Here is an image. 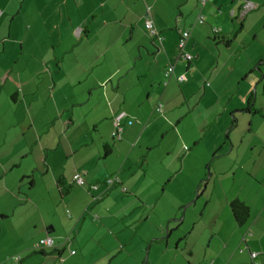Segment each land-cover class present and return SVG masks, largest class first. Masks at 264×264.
Returning a JSON list of instances; mask_svg holds the SVG:
<instances>
[{
  "label": "crops",
  "instance_id": "crops-1",
  "mask_svg": "<svg viewBox=\"0 0 264 264\" xmlns=\"http://www.w3.org/2000/svg\"><path fill=\"white\" fill-rule=\"evenodd\" d=\"M159 1L0 0V149L6 151L4 160L0 159V243L7 242L10 247L18 244L17 251L22 253L18 264H43L48 260L51 264H56L57 260L62 264L65 247L72 251L71 242L66 240L71 239L69 233H73L87 216L99 220L98 224L94 220L90 222L105 229V233L114 237L120 246L132 243L133 238H124L119 234L121 231L116 233L112 227L103 225L102 220L111 216L107 212L113 205H117V213H127L129 208L130 212L138 208L135 203H140L144 208L138 221L147 220L150 216L149 210L145 211L149 208L145 204L150 195L145 194L143 188L144 176L138 177L136 188L130 190L126 186L130 177L137 174L130 169L132 175H128L126 170L130 162L137 160L142 163L148 150L155 148L148 136L149 124L157 114L154 108L159 103L149 96L154 87L150 84V88L145 90V99L130 98V103L127 93L134 91L133 95L136 92L144 75L137 74L133 77L134 81L131 77L125 80L123 87L128 88L126 93L114 94V98L106 93L102 105L95 103L84 112L83 108L90 105L91 100L80 98L74 84L65 88L66 81L63 82L61 74H65L68 80L67 71H64L66 57H81L84 54L97 57L88 66H80L78 72H82L96 69L102 56L116 46L120 48L127 38L128 41L134 39L138 49H141L150 39L153 41L160 37L158 40L162 41V45L157 53L164 59V70L170 63L174 68L166 82H163L164 71L163 74L158 72L155 81L160 77V82L166 86L168 81L178 82V76L184 75L186 80L178 82L183 84L190 72H194L197 78L209 74V81L203 83L204 93L196 100L195 106L204 99L209 100L212 106L207 118L213 120L204 123L208 124V130L191 142L196 147L205 142L204 151L210 152L212 157L220 147L224 130L228 132L232 115L237 117L243 112L251 93L255 95L256 108L261 111L264 122V93L258 84V74L264 76V67H260L264 65V0H195L199 11L195 13L194 20L183 26L179 19L164 22L162 17L153 13V5ZM245 2L253 8L240 18V8ZM211 3L215 4L213 8L209 5ZM181 4L179 2L178 6ZM230 9L235 10L233 18L229 17ZM198 16H202V20ZM147 18L151 19L156 34H149L151 38L145 35ZM234 22L240 23L236 34H233ZM215 27L220 29L218 34L212 31ZM185 28L190 30L185 50L194 57L188 63L175 61L178 32ZM238 34V42L231 43ZM219 37L226 38L229 44L224 46L217 42ZM211 39L227 48L218 46L217 49L215 46L218 58L214 59L210 51V63L198 67V60L202 53H206L202 45L212 47ZM102 40H105L103 45ZM76 51L79 52L74 55ZM253 51L255 53L252 54ZM226 53L227 56L222 58ZM227 68V88L219 92L216 82ZM117 72H122V69L118 68ZM92 86L88 88L90 95ZM122 112L133 123L124 125L120 139L113 140L111 121ZM220 119L227 122L225 126L221 131L218 128L212 130ZM252 122L253 119H250L251 128L247 137L256 157L248 178L239 184L232 179L229 187L222 188L220 210L210 214L195 236L197 222L187 230L189 234H184L178 230L184 223V217L179 219L176 211L169 215L172 218L169 220L175 225L161 220L154 226L157 233L145 239L148 260L152 251L165 255L174 250L175 258L180 255L184 264H264V129L255 130ZM209 129L212 138L207 135ZM243 137L240 136L242 140ZM228 139L229 157L237 149L236 136ZM10 143L11 151L5 148ZM105 145L110 147L108 156L104 154ZM183 151L185 155L181 167L195 149L191 151L188 147ZM233 161L235 164L236 159ZM207 162L208 166L211 160ZM77 173L82 174L85 185L74 183L73 177ZM110 177H117L118 182L106 187L104 181ZM211 177L209 175V180ZM59 180L69 188L65 196L61 195ZM207 180L205 184H208ZM93 184L98 185L96 189L90 188ZM197 186L195 193L200 191V185ZM125 196L128 202L118 205ZM235 199L249 208V219L241 227L235 224L230 212L229 203ZM47 203L50 204L48 209L45 208ZM184 204L185 201H182L179 207ZM144 212L147 214L144 215ZM173 231L177 233V239L170 245ZM46 236L53 238L56 246L34 250V245ZM63 240L66 241L60 244ZM181 242L183 245H180ZM71 251L68 252L69 259L77 256ZM252 254L256 256L252 257ZM7 256H0V264H11L6 263L10 258Z\"/></svg>",
  "mask_w": 264,
  "mask_h": 264
},
{
  "label": "rangeland",
  "instance_id": "rangeland-1",
  "mask_svg": "<svg viewBox=\"0 0 264 264\" xmlns=\"http://www.w3.org/2000/svg\"><path fill=\"white\" fill-rule=\"evenodd\" d=\"M179 2L182 3L180 6H178ZM152 3L153 2H150V4ZM195 4H197L195 0H160L156 5H153V13L155 12L158 17H162L164 22H170L171 20L175 22L176 19H179L183 26L184 23L194 20L195 13L199 11L198 7H195ZM209 5L213 8L215 4L211 3ZM204 14L205 16L207 15L206 11ZM225 16L227 20H230L227 14H225ZM234 25L235 30L233 34H236V31L240 28V23L234 22ZM241 33L245 34L243 32ZM145 35L149 36V33L145 32ZM239 36L240 34H238L231 43L236 44ZM216 41L219 42L218 39H216ZM209 42L212 43V47L206 48L205 45H202L206 53L205 55L202 53V56L198 60V67H203L206 63H210L209 54L211 52L213 54L210 55H212L214 59L218 58L219 53L214 48L215 46L217 49L218 46L227 48L220 43L215 44L212 39L209 40ZM104 43L105 40H102L101 45ZM161 45L162 41L158 39L151 41L150 39L146 47L143 46L141 49H138L137 42L134 41V39L128 41L127 38V40L121 44L120 48L116 46L105 56H102L101 64H97L98 67L96 69L93 68L82 72H78V68L84 65L88 66V64L93 63L97 57L92 58L87 56V54L79 57L76 55L79 51H76L74 54L76 57L71 56L65 58L66 63L64 64V71H67L66 76L68 80L65 74H61L64 76L63 82L66 81L65 88H68L70 84H74V88L80 98L91 100L90 105L83 108L84 112L90 107H93L95 103L101 104L102 101H104L106 93L112 98L115 97L114 94L126 93L128 88L123 87L125 80L129 77L133 80L135 75L140 73L143 75L144 73L140 78L141 83L135 90L136 92L133 95L132 93L134 91L127 93V100L131 103L132 101L130 98L134 100L139 98L145 99V90L149 89V85L151 84L154 87L153 92L155 93L152 92V94L149 95L150 99L163 105V113L162 115L154 114L153 121L149 124L150 131L148 132V136L150 142L155 144V148L148 150V153L147 150L144 149V153H147V160L145 161L146 156H143L144 161L142 163L137 160L130 162L129 169L126 170L128 175H132V171L137 174L130 177L126 186L130 190L136 188L138 184L136 179L144 176L145 181L143 188L145 189V194L148 193L150 195L146 198L148 203L145 204L149 207L145 209V211L149 210L150 212L149 218L147 220L142 221L141 219V221H138L143 214L144 208L140 203H135V206L138 208L132 212H130L131 208H129L127 213H117V205L111 206L109 212H107V214L111 216L103 218V225L106 228L112 227L116 233L121 231L119 234L120 236H124V238H133L132 243L126 246H120L114 237L105 233V229L95 226L90 222L94 220L93 222L98 224L99 220L87 216L86 219L81 221L76 230L74 229L73 233H69V235H72L70 237L71 239L65 238L71 242L69 245H72V251H74V253L76 252L77 256L69 259L68 252L70 253L71 248L66 246L64 249L65 260L62 264H145V262H148V264H184L180 255L175 258L174 250H169L165 255H162L160 252L155 253V251H152L148 260V244H145V239L148 235H152L155 232L157 233L158 230L154 226L158 225L161 220L168 221L169 225H175L176 223L169 220L172 219L169 218V215H172V213L176 211L179 213V219L184 217V223L178 230L182 231L184 234H189L187 230L192 227L193 223L197 222L194 236L197 235L198 232L202 230L203 222H206L210 214L213 211L220 210L219 196L222 190L232 184V179H235L236 184H239L243 183V181L248 178V173L252 168L256 153L255 150H251L250 148L252 144L248 141L250 139L247 137V132L251 128L250 119H253L252 127L255 130L258 128L264 129L262 117L257 115L250 116L243 112L238 114L236 117V126L231 130L228 136H236L237 149L236 151L233 150L229 157L227 155L229 149L225 139L227 134L225 130L222 134L220 147L214 157H212L210 152L204 151L206 149L205 142H200L199 147H196V145L191 142L192 139L197 136L200 137L202 134L204 135L208 130V124L204 123H209L213 120L207 118L212 106L209 100L204 99L198 106H195L196 100L204 93L203 83L205 80L209 81V74L197 78L194 72H190L188 73L187 81L183 84H179L176 80H173L171 82L168 81V84L164 86L163 83L160 82V77L158 81H155L154 78L157 76L158 72L163 74L166 65L162 55H158L157 53V50L161 49ZM81 48L82 47H80V49ZM56 49L58 48L56 47ZM252 50L253 49L249 50L246 55ZM253 53L255 52L253 51L252 54ZM225 56H227V53L222 56V58H225ZM243 56L245 55L243 54ZM260 67H264V65ZM118 68H121L122 72H117ZM226 70H228V68L223 70L216 82V87L219 92L227 88L226 84L229 81V75L225 74ZM109 75H112V78H108ZM105 78L108 79L104 84H101ZM119 83L120 87L117 88ZM91 85L94 86H92L93 88L90 95L88 88ZM99 104L98 107L99 110H101ZM1 112L0 101V113ZM156 121L157 123L154 124ZM226 123L227 122L223 119H220L212 130L218 128L221 131V128H223ZM207 135L212 138L213 134L210 129ZM241 135L244 136L243 140L240 138ZM1 139L2 135H0V141ZM184 147L191 148V151L195 149V151L181 167V160H184L185 155L183 151ZM5 148L11 151V143L5 146ZM5 154L6 151L4 148H1L0 159L4 160ZM234 159H236L235 164L233 161ZM210 160L211 163L209 169H207V161ZM143 169L145 170L144 172ZM225 171L226 174H223ZM233 173H235L234 177ZM209 175H212V179L210 180ZM216 179L218 183H216ZM206 180L208 184H205ZM197 185H200L199 193L194 192L198 187ZM182 201H185V204L179 207ZM126 202H128V200L125 196L118 205H125ZM45 208H50V204L47 203ZM185 208L187 209L183 216ZM145 214L147 213L144 212V215ZM175 230L176 229H174V231ZM173 232L172 238L169 241L170 245L177 239V233ZM29 235L30 234H26V236ZM65 241H61L60 244H63ZM180 245H183V242H181ZM17 249L18 244L14 247H10L7 242H2L0 243V256L8 254L7 257L10 258L6 263L18 264L19 261L15 263L13 258H22V253L18 252ZM47 256L49 257L50 255ZM26 259L27 258H24V260ZM43 264H51V261H45ZM56 264H61V262L59 263V260H57Z\"/></svg>",
  "mask_w": 264,
  "mask_h": 264
},
{
  "label": "built area",
  "instance_id": "built-area-1",
  "mask_svg": "<svg viewBox=\"0 0 264 264\" xmlns=\"http://www.w3.org/2000/svg\"><path fill=\"white\" fill-rule=\"evenodd\" d=\"M253 8V5H251L249 2H245L243 4V6L240 8V18H242L250 9ZM234 14V10H230L229 11V16L233 17ZM199 19L202 20V16H198ZM145 28L151 33L154 34L153 31V26H152V22L150 20H146L145 22ZM213 33L217 34L219 33V29L217 28H213ZM190 35V30L188 28L185 29H181L179 30V37H178V42H177V51H176V56L175 59L177 61H183V62H190L193 59V56L190 55L189 53L185 52L184 47L185 44L189 38ZM173 65L170 64L168 65V67L166 68L164 77L165 79L169 77V75L173 72ZM178 82H183L185 81V76L184 75H180L177 78ZM155 109L157 112H162V104L158 103L155 106ZM126 117V115L124 113H121L117 116H115L112 120V132H111V137L113 140H119L121 137V133L123 131V119ZM131 121H127V125H130ZM184 149H187V147H184ZM73 181L75 184L79 185V186H83L85 185V181L83 179V176L79 173L75 174L73 177ZM115 182H118V178L117 177H110L107 178L104 181V185L106 187H110L112 185H114ZM97 184H93L90 185L91 189H96L97 188ZM56 246V242L53 238L46 236L43 239H40L33 247L34 250H41L43 248H54ZM74 251H71V254H73ZM256 254H252V257H255ZM14 262L19 261L20 258L19 257H15L13 258Z\"/></svg>",
  "mask_w": 264,
  "mask_h": 264
},
{
  "label": "trees",
  "instance_id": "trees-1",
  "mask_svg": "<svg viewBox=\"0 0 264 264\" xmlns=\"http://www.w3.org/2000/svg\"><path fill=\"white\" fill-rule=\"evenodd\" d=\"M230 10H232V9H230ZM228 14H229V13H228ZM234 14H235V10H234ZM229 17H230V16H229ZM233 17H234V16H233ZM233 17H230V18H233ZM147 19L151 21L150 18H147ZM147 19H146V20H147ZM146 20H145V22H146ZM151 22H152V21H151ZM152 26H153V24H152ZM146 30H147V29H146ZM147 32H148L150 35H152V36H155V35H156L155 32H154V34H151L148 30H147ZM217 34H218V33H217ZM178 37H179V32H178ZM158 39H160V37H158ZM216 39H218L219 42L223 43L224 46H227V45L229 44V41H227L226 38H224V37H219V38H216ZM177 42H178V39H177ZM185 46H186V44H185ZM184 50H185V47H184ZM176 51H177V44H176ZM185 52H187V51L185 50ZM193 58H194V57H193ZM175 61H177V60L175 59ZM173 62H174V61H173ZM170 64L173 65V63H170ZM170 64H169V65H170ZM167 67H168V66H167ZM167 67H166V68H167ZM166 68H165V70H164V74H165ZM172 73H173V72H172ZM172 73H171V74H172ZM171 74L169 75V77L171 76ZM258 75H259V76H258V80H259L258 84H261V85H262V93H264V76L261 75V74H258ZM163 76H164V75H163ZM169 77H168V78H169ZM163 78H164V82H166V80L168 79V78L165 79V77H163ZM185 80H186V77H185ZM177 81H178V80H177ZM179 83H181V82H179ZM154 111H155L157 114H160V115L162 114V112H157L155 108H154ZM162 111H163V105H162ZM243 112L246 113V114H248V115H250V116H255V115L260 116V115H261V111H260L259 109H257L256 106H255V95H254V93H251V94L249 95V97H248V99H247V102H246V106H245V108L243 109ZM122 113H124V112H122ZM119 114H121V113H119ZM119 114H117V115H119ZM124 114L126 115V117H125V118L123 119V121H122V123H123V127H124V125H127V121H131V124L133 123V120H132V119H129V117L127 116L126 113H124ZM117 115H115V116H117ZM115 116H114V117H115ZM114 117H113V118H114ZM113 118H112V120H113ZM111 123H112V121H111ZM236 123H237V119H236L235 115L233 114V115H232L231 122H230V126H229V128H228L227 136L225 137V139H226V143H227V144H228V142H229V139H228V133H229L233 128H235ZM131 124H130V125H131ZM109 153H110V147L107 146V145H105V146H104V154H105V156H108ZM213 157H214V156H213ZM143 161H144V157H143ZM208 167H209V165L207 166V168H208ZM58 185H59V188L61 189V195H62V196L67 195L68 192H69V188H66V186L63 184V182H62L61 180H59ZM229 207H230V212H231V215H232V217H233V220H234L235 224H236L237 226H239V227L245 225L246 222H247L248 219H249V208H248L243 202H241V201H239V200H237V199L231 201V202L229 203ZM37 254H43V253H37Z\"/></svg>",
  "mask_w": 264,
  "mask_h": 264
}]
</instances>
